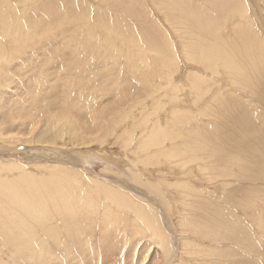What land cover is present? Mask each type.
<instances>
[{
	"label": "bare ground",
	"instance_id": "bare-ground-1",
	"mask_svg": "<svg viewBox=\"0 0 264 264\" xmlns=\"http://www.w3.org/2000/svg\"><path fill=\"white\" fill-rule=\"evenodd\" d=\"M152 2L172 28L178 26L182 53L197 68L186 75L181 94L173 81L179 70L174 50L141 8L144 0H0V140L64 152L94 145L131 118L139 136L132 129L120 137L136 156V184L149 185L171 209L170 182L159 176L154 184L145 170L161 158L170 168L181 167L176 183L185 209L175 245L172 227L155 208L109 189L100 192V181L89 176L84 184L57 167L37 178L27 168L17 178L5 176L23 165L4 162L0 151V243L11 250V262L0 255V264L93 263L110 242L107 254L120 243L119 252L156 247L152 264H167L173 245L193 256L179 264H243L230 258L237 242L262 262L264 239L253 237L245 220L264 238V35L249 14L253 1ZM166 98L173 107L164 125L148 111L164 107ZM105 100L117 101L120 114L106 108L107 117H96ZM182 106L198 110L200 134L185 126ZM135 109L142 110L139 121ZM73 112L88 122L73 119ZM210 171L217 173L218 195L191 185L196 173Z\"/></svg>",
	"mask_w": 264,
	"mask_h": 264
},
{
	"label": "rangeland",
	"instance_id": "rangeland-1",
	"mask_svg": "<svg viewBox=\"0 0 264 264\" xmlns=\"http://www.w3.org/2000/svg\"><path fill=\"white\" fill-rule=\"evenodd\" d=\"M80 1L91 2L94 0ZM251 1H253L252 3L254 5V10H250L249 14L253 21L254 27L256 28L258 33L264 35V0ZM115 8H113L112 11H114ZM141 8H146L147 11L152 14V17L154 18V21L158 25L160 30H163V32H165L168 36L169 42L171 43L172 48L174 50V64L178 65L179 69L174 75L173 81L175 82L176 90H179V94H181V87L184 86L188 81L186 75L189 72H194L197 68L194 67L195 63L188 61V58H186V56H184V54L182 53L180 38L181 33L178 32L179 28L178 26L176 29L172 28L170 23L166 21L165 14L163 13V11L161 12L153 4L152 0H144V3ZM112 11L110 12L111 14ZM142 16H144L145 18L148 17V15ZM13 72L9 74L14 75ZM17 75H19V73ZM111 102L112 101H106L104 105L100 106V108L95 111L96 117H107L109 113L107 112L106 108H108V110L111 109L113 113L118 112L120 114L119 103H117V101H114L115 104ZM163 103H166L164 107L154 105L153 107H151V109L148 108L150 110L148 112L151 113L150 115L152 119H155L157 116H159V118L162 120L161 123L166 125L165 116L171 110L173 105L169 104L167 98L163 100ZM146 104H148L149 107L151 105L149 104V102ZM102 111H104L105 114L98 115ZM141 111V109H135L134 111L135 117L139 118L137 119L138 121L141 119ZM155 112H157L158 115L155 114ZM180 112L187 113V120L183 122L185 126L192 128V130L189 132H192L194 134H200V131L203 129V127L200 125L196 117V115H198V110L195 107L185 108L182 106ZM71 114L76 116L73 119H78L81 123L88 122V119L85 115H77L75 112ZM113 118L117 117L113 116ZM117 119H112L111 122ZM79 122L78 124L81 125ZM39 127H41V124L39 125ZM132 129L134 130V136H139L141 129L137 125L133 124V120L130 118L128 121L120 123V125L116 129V133H114L113 135H110L111 132L110 134L104 133V137L100 141L94 143V145L84 148H69L64 152H57L59 148L56 151H52L51 148H43L41 146H22V144L15 142L16 139L11 143L6 144H3V141L1 142L0 140V151H3L1 155V158H3L2 160H4V162L21 163L23 165L19 166L18 168H14L12 172L5 171L2 174H4L5 176H10L11 178H17L21 174V169L23 168L26 171L25 168H27L26 172L32 177L37 178L38 176H42L48 173L50 169H53L54 171L57 167L68 172L75 173V177L81 179V182L84 184L90 182V179L87 178L90 176L95 180L100 181V186L97 187L100 192H105L107 189H109L112 194L119 192L127 196L128 198H131V200H134L137 204H146L147 206L155 208L163 222L165 224L169 223V225L172 227L169 233H174L173 244L175 245L176 238H178L180 234L179 231L181 229V226L178 225V217L180 213L183 212V210L185 209L183 206L182 198L179 195L181 187H179L176 183L177 181L179 182L181 178V176L177 174V172L181 170V167L179 165H172V168H170L171 166L167 164L163 158H161L159 161L152 162L155 164L149 165L147 170H145V173L147 175V177L145 178L149 179V181L154 184L158 182L159 176H165L166 179L170 182V188H168V194L170 196V201L172 202V206L170 209L167 204L160 202L159 197L154 192H152L151 187L149 185L146 188L134 182L132 171H135L134 161H136V156L131 153V151L127 152V150L125 149V141L123 137H120L123 136L125 132H129L128 130ZM64 139L66 142L70 141L68 136H64ZM74 143L75 142H72V144ZM195 164L196 162H192L189 165ZM138 168L144 171L142 164H139ZM168 169H173L176 172L173 170L168 171ZM61 177L64 178L63 176ZM209 178H211V180H209ZM217 181L218 178L216 171H210L202 174L196 173L195 177H193V179L191 180V185L193 186L194 190L198 193H215L218 195L220 192L214 190V185ZM232 186L236 187V184L233 183ZM232 186L231 189H233ZM83 187L85 188V185H83ZM187 199V201L190 202L192 200V197H188ZM190 207L191 206L187 207L188 212L190 210ZM168 209H170V211H168ZM235 210L236 212H239V214L242 215V217L245 219V214L241 210V208L237 207V209L235 208ZM125 212L129 215H133L132 211L127 210ZM249 214H253V212L249 210ZM245 220L248 223H251L252 225V236L257 238L258 241H263V234L261 230L256 227V224H254L252 220H250V218ZM187 234L193 236L191 232ZM193 239H196V241L198 240L197 236H194ZM109 244H111V242L105 243L102 247V250H100V255H104L103 257L101 256L102 258L100 257L101 259L94 258L93 263L91 260H89L87 264H138L139 262L140 264H152L154 263V260L156 258V250H154L156 249V247L154 246L150 247L149 252L141 248V246L136 247V253L134 250H130L129 246H125L123 252H119L122 249V243H120L119 245L116 244L115 248L113 247V250L107 254L106 249L111 248L107 247ZM174 245V252L172 249V254L168 257L167 264H179L180 261H185L187 257H189L190 259L193 257H186L182 252H180L179 248H176L177 246ZM233 245V252L230 256L233 261L235 258H238L243 260V264L244 261L254 262L255 264H264V255L262 256L260 254V258L262 261L260 262L256 258V253L252 251L249 246H242L237 242H234ZM178 246L180 247V245ZM0 249L2 250V253L0 254L1 257L5 258L6 261L11 262L9 259L11 250L9 252V248L3 246L1 243ZM145 253H148L149 255L147 257H144Z\"/></svg>",
	"mask_w": 264,
	"mask_h": 264
}]
</instances>
